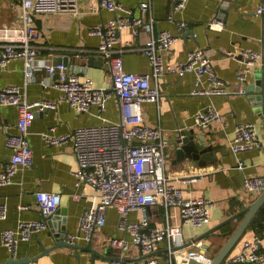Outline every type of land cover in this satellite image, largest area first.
I'll list each match as a JSON object with an SVG mask.
<instances>
[{
    "label": "crops",
    "instance_id": "0c3cea01",
    "mask_svg": "<svg viewBox=\"0 0 264 264\" xmlns=\"http://www.w3.org/2000/svg\"><path fill=\"white\" fill-rule=\"evenodd\" d=\"M117 1L134 8V15L141 14L147 19L152 16L154 32L163 29L177 35L171 48L161 50L166 61L171 64L185 61L189 50L203 47L210 52L214 70L229 89L235 90V86L240 85L245 90H235L237 92L231 91L228 94L193 93V89L207 86L205 76L199 79L192 72L181 76L168 72L153 81L160 90L159 99L144 101L142 104L145 122L151 126L160 125L167 140L164 169L169 182L179 186L187 197L203 196L215 201L210 221L206 225H183L185 242L177 249L182 252L187 248H196V243H200V249L212 258L235 229L242 215L224 222L213 231L208 230L255 199L242 183L244 176L264 175V101L259 100V108L256 109L251 97L260 90L256 83L258 78L255 69L264 66V0H228L224 28L220 31L210 29L209 21L221 9L223 0H187L181 9L175 7L177 0H150V7L146 12L138 9L145 0ZM10 2L11 0H0V26H7L18 18L19 9H12ZM259 5L263 6L261 13H257ZM111 15L105 9L97 10L96 0H79V10L75 14L36 15L34 24L40 33L34 43L39 55L50 61L62 59L69 68L78 65L82 68L81 74L86 73L92 77L96 86H107L110 82V66L106 55L98 50L99 36L91 34L89 29ZM149 35L150 31L146 28H142L137 36L130 28L120 31L118 40L112 47V54L121 55L125 70L139 73L151 70L150 61L141 50L123 48L127 41L139 47ZM244 49L262 53L261 62L250 66L249 70L245 69L241 54ZM241 70L246 74L243 83L238 79ZM48 75L45 69L40 68L35 71L33 80L25 85L22 58H14L7 65L0 66V86L25 85L29 100L51 99L57 104L55 108L38 111L29 127L32 165L19 167L9 183H0V204L6 205V216L0 219V264L11 256L8 247L1 241V232L6 228L16 227L20 220L42 219L35 198V191L38 189L61 193V203L57 210H63L64 213L58 215L64 217L69 240L77 246H59L39 255L44 247H50L56 242L53 233L61 229L59 220L47 219L45 228L34 232L29 240L18 241L12 254L15 259L29 257L27 264H111L114 257H121L123 254V258L131 259L135 264H145L149 255L158 257L160 264H181L180 254L173 257L165 242L158 243L151 254L143 253L136 246H131L124 253L110 247L108 241L113 236H123L130 241L129 234L118 229L121 214L114 206L107 207L104 225L94 227L90 237L80 230L82 212L97 204V192L87 183L76 184L78 159L72 141L48 143L43 135H60L79 126L118 122V99L115 95H110L102 108L92 106L86 112L76 113L60 97L57 87L41 82ZM52 80H55L54 76ZM262 91L264 92V87ZM209 105H215L220 110L222 121L207 126L197 124L195 113ZM17 117L16 105H0V173L12 154L5 139L7 133L16 131ZM246 121L255 126L261 144L235 154L231 149L234 127L238 122ZM180 129H194L209 144L216 145V161L200 164L189 157L178 160L177 136ZM239 161L242 162L241 165L238 164ZM20 205L28 207L20 208ZM145 211L149 228L180 223L179 212L175 207L149 205ZM139 213V210L130 211L127 219L136 220ZM257 215L258 213L253 220L257 219ZM255 225L248 226L222 262L249 264L229 262L227 258L240 249L242 241L255 235L264 237V217L259 218ZM225 228H232V231L228 234ZM88 243L91 249L87 248Z\"/></svg>",
    "mask_w": 264,
    "mask_h": 264
},
{
    "label": "built area",
    "instance_id": "2783aa9c",
    "mask_svg": "<svg viewBox=\"0 0 264 264\" xmlns=\"http://www.w3.org/2000/svg\"><path fill=\"white\" fill-rule=\"evenodd\" d=\"M187 0H177L175 7L181 9ZM228 0H223L221 9L209 21V28L220 31L224 28L225 13ZM10 7L19 9L18 18L9 25L0 26V66L7 65L14 58L24 61L25 85L33 80L36 70L40 68L48 72L41 82L53 85L60 91V97L67 101L76 112H86L92 106L102 108L107 97L115 95L118 99L120 120L100 125H84L74 128L68 133L55 135L45 133L43 138L48 143H66L72 141L73 150L78 159L75 171L76 184L87 183L98 195L94 206L84 209L79 221L80 230L90 237L94 227H101L106 221V209L114 206L121 214L118 229L130 236L128 241L123 236H113L109 239L110 247L127 252L131 246L138 247L143 253H151L160 242H165L173 257L180 254L181 264H202L210 262L211 258L200 249L191 247L180 252L177 247L183 245V225L202 227L210 221L211 209L215 201L198 196L187 197L183 190L169 182L166 175L165 148L167 140L163 136L160 125H148L143 116L144 101H157L160 90L153 82L168 72L179 76L187 72L205 76L206 87H197L193 93L228 94L238 90L244 92L240 85L230 90L225 81L216 73L212 65L210 52L197 47L189 50L185 61L171 64L165 60L161 50L172 47L177 35L169 30H152L153 17L134 15L135 9L123 5L117 0H96V9H105L112 15L105 21L93 24L89 31L99 36L98 50L106 55L110 66V82L107 86H96L92 77L81 74L78 65L68 67L62 59L50 61L40 56L34 41L40 30L34 24L38 14L47 13H77L79 0H11ZM150 0L142 1L138 7L141 12L149 10ZM263 11V6L257 7V13ZM185 24V23H183ZM130 28L138 35L142 28L150 31L138 47L132 42L124 43L123 48L141 50L149 59L151 70L139 73L127 71L121 55H113L112 47L118 40L120 31ZM123 48L121 50H123ZM230 53V52H228ZM245 69L261 62V51L244 49ZM52 76L55 80H52ZM245 71L238 74L240 83L245 81ZM198 81V80H197ZM200 81V80H199ZM25 85L8 84L0 86V105L13 104L17 106L18 117L16 131L7 133L5 144L12 149V154L0 173V183H9L19 167H27L33 163V155L29 142V127L38 111L55 108L56 102L51 99L29 100ZM237 92V91H235ZM199 125L207 126L222 121V114L215 105H209L194 115ZM255 126L251 122H238L234 127L231 139V149L237 154L260 146ZM242 164L241 161L238 163ZM245 189L258 196L264 189V175H247L242 179ZM35 198L40 208L42 219L20 220L16 227H9L1 232V241L8 247L11 254L15 252L19 240H29L31 235L47 226V219L53 215L60 203L61 193L38 189ZM163 205L178 209L180 223L149 228L146 207ZM28 205H20L26 208ZM139 210L136 220H128L130 211ZM6 216V205L0 204V219ZM264 237L257 235L242 241L240 249L227 258L230 262H247L249 264H264ZM114 257L111 264H135L131 259ZM222 262L221 264H226ZM145 264H160V259L149 255Z\"/></svg>",
    "mask_w": 264,
    "mask_h": 264
},
{
    "label": "water",
    "instance_id": "95a60500",
    "mask_svg": "<svg viewBox=\"0 0 264 264\" xmlns=\"http://www.w3.org/2000/svg\"><path fill=\"white\" fill-rule=\"evenodd\" d=\"M255 72H256V77L258 78L256 83L260 87V90L259 93H257V95H255L256 93H254V95H251V97L254 102L255 108L258 109L259 107H257V105L260 104L259 100L264 101V92L262 91V87H264V81H262V78L264 77V66L257 67L255 69ZM251 87L252 85H250L249 88L251 89ZM261 94H263V96ZM177 143H178L177 146L178 160H183L185 157H189L190 159L197 161L200 164L212 163L216 161V153H215L216 145L209 144L203 138V136L200 133L195 132L194 129H180L178 131ZM263 205H264V189L249 204L245 205L240 210L231 214L226 219H224L223 221H221L220 223L216 224L214 227L208 230V232L213 231L224 222L231 219H235L240 215H242L235 229L232 231V233L223 243L220 250L216 253V255H214L211 258L210 262L207 264H220L224 260V258L233 249L234 245L241 238V236L248 228V226L250 225V223L252 222V220L254 219V217L256 216V214ZM59 213H64V212L63 210L62 211L57 210L53 215H51L48 218V221L49 219H57L60 222L61 229L58 232L53 233L56 242L50 247H44L42 252L39 253V255L49 252L50 250L59 246H72V247L77 246L76 244H73L69 240V230L64 225L65 219L64 217L59 216L58 215ZM87 248L91 249L90 243H88ZM29 260H30L29 257L15 259L11 254L10 258H8L4 263L1 264H12L15 262H21L23 264H27ZM193 262H195L196 264H202L194 260Z\"/></svg>",
    "mask_w": 264,
    "mask_h": 264
},
{
    "label": "trees",
    "instance_id": "16d2710c",
    "mask_svg": "<svg viewBox=\"0 0 264 264\" xmlns=\"http://www.w3.org/2000/svg\"><path fill=\"white\" fill-rule=\"evenodd\" d=\"M258 217H257V219H255V220H253L252 222H251V226H256L255 225V222L259 219V218H262V217H264V205L260 208V210L258 211V215H257ZM226 229V228H225ZM226 231H227V233L229 234L231 231H232V228H227L226 229Z\"/></svg>",
    "mask_w": 264,
    "mask_h": 264
}]
</instances>
